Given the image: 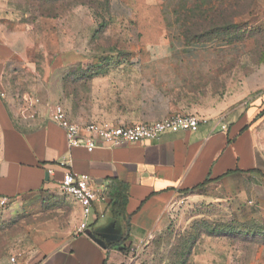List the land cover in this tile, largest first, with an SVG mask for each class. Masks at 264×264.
<instances>
[{
    "label": "rangeland",
    "instance_id": "rangeland-1",
    "mask_svg": "<svg viewBox=\"0 0 264 264\" xmlns=\"http://www.w3.org/2000/svg\"><path fill=\"white\" fill-rule=\"evenodd\" d=\"M0 6L7 41L28 59L12 79L22 102L47 98L80 125L147 123L104 119L113 109L92 80L110 68L196 57L203 58L202 84L170 93L178 106L172 116L221 121L256 99L264 114V0H164L162 27L140 26L136 0H0ZM76 203L58 184L0 205V264H10L14 253L23 264L41 247L54 249L80 232ZM123 253L113 264L127 257L131 264H264V179L233 176L179 193L157 228Z\"/></svg>",
    "mask_w": 264,
    "mask_h": 264
},
{
    "label": "crops",
    "instance_id": "crops-1",
    "mask_svg": "<svg viewBox=\"0 0 264 264\" xmlns=\"http://www.w3.org/2000/svg\"><path fill=\"white\" fill-rule=\"evenodd\" d=\"M163 3L164 0H136L140 26L162 27ZM1 7L0 199L16 201L38 195L57 186L63 170L91 175L96 187L104 191L116 179L128 187L129 193V229L123 217L107 208L109 198L95 200L87 229L74 233L54 249L41 247L23 264H113L118 254L127 256L113 237L125 234L126 249L130 244H140L157 228L179 193L196 191L194 187L208 178L212 181L205 186L233 176L264 179L262 99H256L246 109L235 108L221 121H202L196 131H167L155 139L118 146L98 144L92 151L85 145L71 146L66 130L52 119L55 102L44 98L34 104L31 99L22 102L16 96L21 90L12 84V79L24 72L28 59L7 41ZM202 59H162L154 67L108 69L107 74L92 80L113 109L104 113V119L130 123L171 117L178 106L170 93L202 84ZM76 204L82 217V206L78 201ZM45 241L44 238L39 244Z\"/></svg>",
    "mask_w": 264,
    "mask_h": 264
},
{
    "label": "built area",
    "instance_id": "built-area-1",
    "mask_svg": "<svg viewBox=\"0 0 264 264\" xmlns=\"http://www.w3.org/2000/svg\"><path fill=\"white\" fill-rule=\"evenodd\" d=\"M34 104L40 99H31ZM52 119L66 130L67 138L71 146L85 145L92 151L98 144L118 146L130 142H138L144 139H155L167 131L178 132L182 130L196 131L201 120L196 115H176L154 122L140 123L137 125H115L109 122L87 123L80 125L68 118L61 105L55 104ZM49 172L54 173L53 169ZM59 186L73 196L82 206V222L80 232L87 229L92 204L95 200L105 201L104 190H99L89 174L75 173L63 170L58 181ZM9 198L2 197L0 205H4ZM131 264L133 258L127 257ZM10 264H22L20 254L14 253L9 257Z\"/></svg>",
    "mask_w": 264,
    "mask_h": 264
},
{
    "label": "trees",
    "instance_id": "trees-1",
    "mask_svg": "<svg viewBox=\"0 0 264 264\" xmlns=\"http://www.w3.org/2000/svg\"><path fill=\"white\" fill-rule=\"evenodd\" d=\"M211 181L212 179H206L204 183L195 186L194 190L205 186ZM104 195L110 200L107 208L110 209L114 215L123 217V223L126 228L129 229V215L126 212V205L129 196L128 187L125 186L122 182L113 179L105 189ZM123 249L126 250V248Z\"/></svg>",
    "mask_w": 264,
    "mask_h": 264
},
{
    "label": "flooded vegetation",
    "instance_id": "flooded-vegetation-1",
    "mask_svg": "<svg viewBox=\"0 0 264 264\" xmlns=\"http://www.w3.org/2000/svg\"><path fill=\"white\" fill-rule=\"evenodd\" d=\"M127 236L125 234H116L114 237H113V242L120 248H126L127 245H126V242H127Z\"/></svg>",
    "mask_w": 264,
    "mask_h": 264
}]
</instances>
